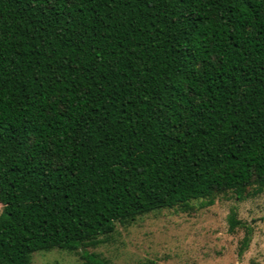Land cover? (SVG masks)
I'll return each instance as SVG.
<instances>
[{"label":"trees","instance_id":"1","mask_svg":"<svg viewBox=\"0 0 264 264\" xmlns=\"http://www.w3.org/2000/svg\"><path fill=\"white\" fill-rule=\"evenodd\" d=\"M263 192L264 0H0V264Z\"/></svg>","mask_w":264,"mask_h":264},{"label":"rangeland","instance_id":"2","mask_svg":"<svg viewBox=\"0 0 264 264\" xmlns=\"http://www.w3.org/2000/svg\"><path fill=\"white\" fill-rule=\"evenodd\" d=\"M192 208H165L116 224L104 244L89 247L113 264H264V192L239 201L234 195L213 205L194 201ZM3 205L0 203V212ZM235 210L242 224L230 230ZM251 229L248 247L243 240ZM33 264H86L78 252L37 251Z\"/></svg>","mask_w":264,"mask_h":264}]
</instances>
